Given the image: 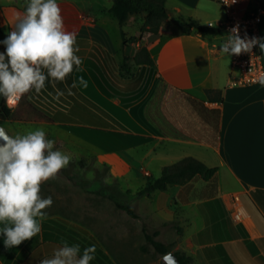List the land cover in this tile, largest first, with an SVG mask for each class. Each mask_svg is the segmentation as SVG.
<instances>
[{
  "label": "crops",
  "instance_id": "0c3cea01",
  "mask_svg": "<svg viewBox=\"0 0 264 264\" xmlns=\"http://www.w3.org/2000/svg\"><path fill=\"white\" fill-rule=\"evenodd\" d=\"M6 1L8 4L0 6V33L7 36L26 5ZM214 1L167 0L170 18L161 24L157 34L140 39L133 52L134 44L128 42L124 47L121 39L124 58L147 48L154 61V66L143 65L148 72L145 87L125 92L137 99L124 103L114 101L116 92L99 65L100 53L117 59L116 50L110 48L109 27L117 28L120 23L108 13L114 0H108L110 6L103 7L58 0L66 30L77 35V55L87 72L69 74L63 82L69 89L74 79L84 76L92 84L89 93L77 87L80 94L93 99L96 124L132 135L131 140L143 139L114 152L101 148L114 154L111 164L104 165L110 171L116 169L115 162L134 161L133 152L141 148L149 169L142 167L141 171L147 179H156L154 175L162 173L166 166L190 157L216 169L211 181L197 176L184 185L144 197L150 219L176 231L167 244L173 246V253L190 257L191 264H264V85H230L231 57L219 51L227 38L220 28L227 21V13L223 7L221 15L211 12L209 4ZM257 8L251 7V0H241L243 13ZM141 15L146 16H132L123 27L120 25L121 31ZM188 23L220 28L222 34L199 33ZM259 29L260 37H264V15ZM126 34L127 40L136 36ZM261 53L264 60V51ZM88 60L100 69L94 70L96 77L87 66ZM98 82L105 85L107 92ZM97 97L103 100H94ZM235 196L239 197L237 207L233 204ZM236 209L243 213L242 222L234 219ZM43 226L35 237L11 249H6L0 238V264H39L51 258L61 244Z\"/></svg>",
  "mask_w": 264,
  "mask_h": 264
},
{
  "label": "rangeland",
  "instance_id": "374dc122",
  "mask_svg": "<svg viewBox=\"0 0 264 264\" xmlns=\"http://www.w3.org/2000/svg\"><path fill=\"white\" fill-rule=\"evenodd\" d=\"M82 6L92 4L95 7L110 6L108 0H76ZM22 4L24 0H17ZM8 4L0 0V6ZM211 12L222 14L223 8L216 1L209 4ZM251 7H263L264 0H251ZM167 9V7H166ZM146 16H137L124 29L129 36L136 34L141 40H147L153 33H141ZM165 23L167 22L164 21ZM111 49L116 50V58H110L105 52L99 54L100 68L110 82L114 93V101L131 102L137 97H129L128 90L134 91L145 87L148 72L143 65H138L134 58L139 53L125 60V49L120 45L122 37L121 26H111ZM135 31V32H134ZM6 35L0 33V41ZM133 43L137 49L138 42ZM0 52L5 47L0 44ZM142 50V48H141ZM140 50V51H141ZM124 63L128 67L123 68ZM71 74H87L86 70ZM144 80V81H143ZM16 109V108H15ZM9 135L26 133L36 128H44L48 138L55 140V148L72 156L69 166L62 169L54 178L41 185L40 194L43 197L51 196L53 204L45 209L48 216L42 224L54 235L63 237L67 242L79 244L81 251L89 245L96 246V258L99 264H167L165 256L158 254L155 248L148 243L145 231L152 234L160 231L158 241L168 244L176 231L170 226H158L149 217V204L144 197L137 194L145 186V177L141 168L147 170V163L143 161L144 148L137 149L134 161H119L114 163L116 169L112 172L105 164L112 161V155L105 152L93 143L79 137L71 131L70 125L56 124L49 126L39 124L32 119L27 121L15 120L4 126ZM124 157V156H123ZM156 173L154 178H159ZM109 182H106V179ZM117 203L130 205L139 215V218L130 216L119 208Z\"/></svg>",
  "mask_w": 264,
  "mask_h": 264
},
{
  "label": "clouds",
  "instance_id": "9594fccd",
  "mask_svg": "<svg viewBox=\"0 0 264 264\" xmlns=\"http://www.w3.org/2000/svg\"><path fill=\"white\" fill-rule=\"evenodd\" d=\"M22 16L18 15L14 30L0 41L5 51L0 52V98L7 106L16 105L31 91L39 94L48 83L63 82L69 74L82 72V58L75 32L66 30L58 0H24ZM259 45L264 51V37L242 38L239 27L219 46L226 57L252 53ZM264 85V80L260 81ZM88 87L84 76L73 80L68 89ZM64 92L57 90L58 99ZM44 128L9 135L0 128V238L6 249L19 246L42 230L47 219L44 211L53 204L51 196L43 197L41 185L54 179L66 169L72 156L55 148ZM106 179V182H109ZM96 246L83 249L79 244L62 241L51 258L39 264H90L96 256ZM170 255V254H169Z\"/></svg>",
  "mask_w": 264,
  "mask_h": 264
},
{
  "label": "trees",
  "instance_id": "16d2710c",
  "mask_svg": "<svg viewBox=\"0 0 264 264\" xmlns=\"http://www.w3.org/2000/svg\"><path fill=\"white\" fill-rule=\"evenodd\" d=\"M166 1L167 0H114L108 13L113 15L122 27L132 16L146 14L147 17L144 27L141 29V33L150 32L157 34L161 24L170 18L168 10L166 9ZM186 25L199 33L209 35L222 34L220 28L203 26L197 23H188ZM2 31L3 29L0 28V32ZM122 36L124 47H127V34L124 31L122 32ZM132 40L138 42L140 39L139 37H133ZM129 59V57L125 58V60ZM134 60L138 65L154 66V61L147 48H142ZM87 66L90 68L91 74L96 77V72L94 70L100 71L98 65L92 60H88ZM127 67V63H124L123 68L128 70ZM99 84H101L103 90L107 92L105 85L101 82ZM106 84L109 85V82L106 81ZM55 85L46 81V88L39 94L34 91L26 93L16 109H11L5 104L4 99L0 98V125L5 126L11 121H27L28 119L49 126H54L57 123L67 124L71 126V131L76 135L108 152L126 149L129 146L143 142L142 138L131 140L132 135H127L123 132H115L108 127L97 125L94 119L93 99L91 100L90 98L84 97L83 94H80L78 87L72 88V94L69 95L68 88L64 82H58ZM71 85L72 83L70 86ZM90 87H92V84L88 83V87H82V89L89 93ZM58 89L64 92L66 97L60 96L57 99ZM94 100L102 101L103 99L97 97ZM111 106L114 108V105L111 104ZM117 112L122 113V115H124L123 117H125V114L120 108H117ZM215 175L216 169L209 168L203 162L195 158H185L173 165L166 166L162 170L159 178H148L145 187L139 191L137 195L139 197H151L155 192L166 191L175 185H184L197 176L203 177L206 181H211L215 178ZM117 206L126 211L130 216L139 218V215L132 206L119 203H117ZM145 234L148 243L155 248L158 254L166 256L173 252L172 245H167L157 240L160 236L159 231H154L152 234L145 231ZM52 236H54L56 242L60 244L62 241H66L61 236ZM68 243L70 245L74 244L71 242ZM175 254L182 264H191L192 259L190 257H187L181 252H176ZM90 264L99 263L93 260Z\"/></svg>",
  "mask_w": 264,
  "mask_h": 264
},
{
  "label": "built area",
  "instance_id": "2783aa9c",
  "mask_svg": "<svg viewBox=\"0 0 264 264\" xmlns=\"http://www.w3.org/2000/svg\"><path fill=\"white\" fill-rule=\"evenodd\" d=\"M216 1H218L227 13V21L220 27L227 33V36L230 34L232 28L238 26L239 34L242 38L245 34H247L249 38L253 36L261 38L259 23L261 17L264 15V8L260 7L256 10L243 13L241 11V0ZM231 61L233 68V73L230 77L231 86H251L260 84V81L264 80V60L259 45L253 48L252 53L242 52L239 55L231 56ZM20 102L21 100L10 108H17ZM233 204L234 207L239 205L238 196L234 197ZM234 219L237 222L243 221V213L240 209L234 211Z\"/></svg>",
  "mask_w": 264,
  "mask_h": 264
},
{
  "label": "water",
  "instance_id": "95a60500",
  "mask_svg": "<svg viewBox=\"0 0 264 264\" xmlns=\"http://www.w3.org/2000/svg\"><path fill=\"white\" fill-rule=\"evenodd\" d=\"M0 128H3L7 132V130L4 126L0 125ZM164 259H165L167 264H182L180 259L178 258V256L173 252L170 253V255L169 254L166 255Z\"/></svg>",
  "mask_w": 264,
  "mask_h": 264
}]
</instances>
